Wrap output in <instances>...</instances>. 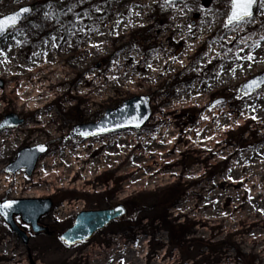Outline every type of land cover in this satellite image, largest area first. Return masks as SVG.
I'll use <instances>...</instances> for the list:
<instances>
[{"label": "rangeland", "instance_id": "374dc122", "mask_svg": "<svg viewBox=\"0 0 264 264\" xmlns=\"http://www.w3.org/2000/svg\"><path fill=\"white\" fill-rule=\"evenodd\" d=\"M173 3L175 7H165V0H0V18L23 7L34 11L0 43V73H10L18 62L32 64L46 52L79 59L72 82L60 77L58 88L48 89L40 104L52 103V132L53 124L44 129L34 108L21 106V77L15 81L18 90L9 95L0 79V124L11 114L24 120L0 145V202L51 199L54 207L44 226L59 229L70 226L85 206L105 210L123 205L127 215L80 247L24 227L29 236L25 246L0 218V264H115L117 258L127 264H243L240 254L248 263L264 264V165L238 166L264 150V87L247 96L241 92L243 84L264 73V60L242 72V62L262 48L254 39L264 37V4L250 22L233 27L227 25L231 0ZM204 28V38L183 40L178 32ZM172 33H178L174 39ZM250 41L245 55L240 43ZM218 47L227 60L218 61L213 53ZM167 60L174 67L159 76L153 73ZM223 68L238 76L229 85L215 86ZM212 85L216 89L205 97L206 108L178 104L181 90L199 92ZM136 97L152 100L149 124L91 139L85 152L89 160L82 167L70 168L64 176H54L52 169L45 177L39 165L31 178L23 172L5 174L24 148L46 145L48 158L69 145L77 148L82 137L67 139L76 126L98 123L106 111ZM218 112L231 113L227 122L214 116ZM249 113L260 116L249 121ZM205 125L214 128L199 136ZM161 134L165 138L159 143ZM170 147L174 150L167 155ZM142 153L153 157L155 175L146 185L127 171ZM112 155L123 164L110 168L98 163ZM128 248L137 251L136 258L124 252Z\"/></svg>", "mask_w": 264, "mask_h": 264}, {"label": "bare ground", "instance_id": "6f19581e", "mask_svg": "<svg viewBox=\"0 0 264 264\" xmlns=\"http://www.w3.org/2000/svg\"><path fill=\"white\" fill-rule=\"evenodd\" d=\"M261 2V1H260ZM180 21L183 19L182 17L178 18ZM217 22V20H216ZM240 29V33L242 34ZM205 28L203 31H200L198 33H192V32H187L186 30H178L180 34V38H204ZM175 34L178 33H172L170 35V39L175 38ZM175 35V36H174ZM255 42L259 41V45L262 47L260 52L249 61H243V69L242 72L248 71L249 67L251 65H257L259 64L262 60H264V37L259 36L256 39H254ZM252 41L246 42V43H240V46L243 47V53L245 55L248 54V48L251 45ZM98 45V44H97ZM95 47L88 46L84 49L83 53H88L91 50H93ZM44 49V47L42 48ZM240 51H236V55L239 54ZM214 55L219 59L218 61H225L228 59V56H224V51L221 47H218L214 49ZM69 53H64L61 55H51L49 52H46L43 56L40 55V58L35 59L32 64L25 65L24 62H18L13 64V66L10 68L11 72L9 71L5 74L0 73V79H4L6 84L5 87H7L6 95L12 94L15 91H17V85L15 84V81L17 78L21 77L19 79L22 82H19L20 90L18 91L20 96H21V106H26L32 109L34 108L33 112H36L37 114V119L44 125V129L48 128L50 124H53V127L51 129V132L54 130V126L56 125L55 123V118L53 117V114H51L50 105L52 103H47L46 105L42 106L40 104L43 103L44 99L43 97L45 96L46 92L52 89H57L59 84V78L63 77L65 80L68 78L69 82H72V79L69 78L70 75L72 74L73 70L79 66V59L74 61V58L72 55H69V57L63 59L64 56H67ZM63 59V60H62ZM171 67H174L172 65V61H166L163 63V65H157V67L154 69L153 73H155L157 76L163 74V72ZM223 71L221 72L220 77L218 80L215 82V86L218 84H221L222 86L229 85L231 81H234L238 74L233 75L231 72H227L225 68L222 69ZM86 75V74H85ZM84 75V77H85ZM44 81H46V84H41ZM91 81V80H90ZM117 85L116 81L111 82V86ZM216 87L209 86L206 87V89L201 90L199 92H190L189 90H181L179 92V101L178 104H189L194 102L197 104V106H201V108H206V104H204L205 97L208 96L209 92L212 90H215ZM3 98L0 96V110L3 108L2 104ZM258 100H252V103L257 102ZM162 104L159 105L161 107ZM38 107V108H36ZM262 109H264V103L261 106ZM229 114H224L222 112L216 113L214 116L221 118V121L223 123L227 122L229 119ZM222 115V116H221ZM249 121H255L252 117H256V119L259 118L260 114H251L249 113ZM208 121V124L210 123V120ZM210 128L214 127H207L205 125L204 128L201 129L199 132V136L204 137V132L205 130H209ZM17 131L16 129L14 130H5L0 133V145L3 143H6V139L13 134H16ZM54 134V132L52 133ZM165 136L161 134V136L158 138L159 143L163 141ZM124 140V139H122ZM89 141H81L79 142L77 148H71L73 147L72 145L68 146L67 148H63L61 151L55 150L54 154L48 158V155L44 158L39 163L38 167V172L43 171L44 176H48L50 173L52 174L51 170L54 169L55 171L53 172L54 176H64L66 171L70 168H75L77 169L79 166H83L84 162H87L89 158L87 159V155L85 154L86 152V146L88 145ZM170 144V143H169ZM168 145V144H167ZM154 144H151L152 147ZM169 146V145H168ZM172 146V145H171ZM8 151L10 150L9 147L6 148ZM173 147H170L169 150H167V155L171 154L173 152ZM264 150L260 152V155H254L253 158H251L247 163H239L238 166L240 167H260L264 165V163L260 162L263 160L261 157V154L264 155ZM159 154L158 152L153 153V155ZM89 157V156H88ZM5 159V156L1 157V161ZM153 157L149 153H142L138 157H136L133 162L129 165L128 175L132 176L135 180L138 181V184L146 185L150 183L151 178L155 175L153 170H152V161ZM98 163L103 164L104 166H108L110 168H117V166L122 165V159L119 155L116 156H108L106 157L105 160H98ZM79 170V169H78ZM50 174V175H51ZM1 180V179H0ZM3 181V180H2ZM3 186L7 187V184L5 181L1 184ZM22 188V184L20 183L17 187V192H19ZM123 252L119 251L118 253ZM124 252H128L127 254L132 255L133 257L136 258V252L135 250H130L125 249ZM132 260V259H131ZM130 260V261H131ZM115 264H127L121 261V258L115 259Z\"/></svg>", "mask_w": 264, "mask_h": 264}, {"label": "water", "instance_id": "95a60500", "mask_svg": "<svg viewBox=\"0 0 264 264\" xmlns=\"http://www.w3.org/2000/svg\"><path fill=\"white\" fill-rule=\"evenodd\" d=\"M258 1L259 0H257V3L253 6L252 17L255 14V8L258 4ZM24 8H28L31 11L28 13H23L16 26L9 28L6 35L0 37V42L7 37L11 29L19 27L24 20L32 15L33 10L31 7ZM22 9L10 15L21 13ZM6 17L7 16L1 18L0 20ZM253 81H260L262 83L250 88L249 85L252 84ZM263 87L264 74H261L252 78L242 86V94L249 95L262 89ZM152 116L153 112L151 109V98L136 97L125 101L115 110H108L98 123L75 127L72 134L68 137V140L78 136H81L85 139H91L111 133L129 130H141L150 122ZM22 123L23 121L17 115H9L0 125V131L5 128L18 127ZM137 123H139V127L136 126ZM101 128L105 129V131L101 132ZM81 133H90V135H82ZM41 148L44 150H41ZM47 152L48 148L45 145L21 150L17 154L16 160L6 168V173L9 175H16L20 171L25 170V174L28 177H32L36 170L39 159L45 156ZM8 202H12L13 207L7 209V215H4V213L0 211V217L9 225H11L13 231L21 238L25 245L28 244L27 235L22 232L15 224L13 220L15 216H21L24 223L32 225L35 233H41L46 230L45 228L39 226V221L43 216L51 211L53 205L50 199H23ZM4 204H0V206ZM125 217L126 211L122 206L111 210L81 213L77 217L75 225L66 233H64L61 239L69 246L86 242L90 240L95 233L105 229L114 221L123 219Z\"/></svg>", "mask_w": 264, "mask_h": 264}, {"label": "snow or ice", "instance_id": "6c2138e0", "mask_svg": "<svg viewBox=\"0 0 264 264\" xmlns=\"http://www.w3.org/2000/svg\"><path fill=\"white\" fill-rule=\"evenodd\" d=\"M257 3V0H231V14L227 20L228 26H238L243 23L250 22V19L253 15L252 9L253 6ZM261 3L264 4V0H261ZM173 6L175 7V4L173 3V0H165V7L167 6ZM71 11V9H69ZM97 11H100L99 8L96 9ZM31 10L28 8L22 9L21 13L14 14L7 16L6 18L0 20V37L6 35L9 28H13L18 23L19 19L21 18L23 13H28ZM50 15V14H46ZM118 34V33H117ZM56 38L53 37V40ZM93 47H99V45H93ZM2 52V50H0ZM175 59V57L173 58ZM247 59L252 60V56H248ZM151 67V65H149ZM113 79H117L116 77H112ZM262 82L260 81H253L252 84L249 85V87H254ZM253 119H256V117H252ZM205 119H208V117H205ZM139 127V123L136 125ZM101 132L105 131V129L101 128ZM82 135H90V133H81ZM41 150H44L41 148ZM13 207L12 202L5 203L4 205L0 206V211L4 213V215H7V209H10Z\"/></svg>", "mask_w": 264, "mask_h": 264}, {"label": "flooded vegetation", "instance_id": "af4514ba", "mask_svg": "<svg viewBox=\"0 0 264 264\" xmlns=\"http://www.w3.org/2000/svg\"><path fill=\"white\" fill-rule=\"evenodd\" d=\"M118 206H120V205H118ZM118 206H116V207H118ZM54 207V206H53ZM116 207H111V208H109V209H112V208H116ZM97 211H100V209H98V208H93V207H84L81 211H78L77 212V215L74 217V219H72L73 221H72V223H71V225L70 226H68L66 229H59V228H57V227H53V226H44V223H45V220L47 219V216L50 214H47V215H45V216H43L41 219H40V221H39V225L41 226V227H43V228H45L46 230H44L43 232H41V233H38V234H36V233H34L33 231V227L30 225V224H26V223H24L23 221H22V219L19 217V221H18V223H17V225L19 226V227H21L22 229L25 227V228H27V229H29L30 231H32L34 234H36V235H41V234H44V235H46L47 237H49V238H52L53 240L55 239V240H57V242H60L61 244H63V245H65V246H67L63 241H62V239H61V235L64 233V232H66V231H68L70 228H72L74 225H75V222H76V218H77V216L80 214V213H83V212H97ZM16 219V218H15ZM118 221H120V220H116L115 222H118ZM114 222V223H115ZM46 224H48V223H46ZM5 225L7 226V228H9L10 230H11V232L13 233V231H12V228L7 224V223H5ZM50 225V224H49ZM106 229V228H105ZM105 229H103V230H101L100 232H97V233H95L92 237H91V239L90 240H88L87 242H83V243H79V244H77V245H75V246H72V247H77V246H84V245H87L88 243H90L97 235H99L100 233H102ZM26 232V231H25ZM57 238V239H56ZM69 247V246H68Z\"/></svg>", "mask_w": 264, "mask_h": 264}, {"label": "trees", "instance_id": "16d2710c", "mask_svg": "<svg viewBox=\"0 0 264 264\" xmlns=\"http://www.w3.org/2000/svg\"><path fill=\"white\" fill-rule=\"evenodd\" d=\"M239 256H240V258L242 259L243 264H254V262H249V263H248V262L245 260L246 258L243 257L242 254H240Z\"/></svg>", "mask_w": 264, "mask_h": 264}]
</instances>
